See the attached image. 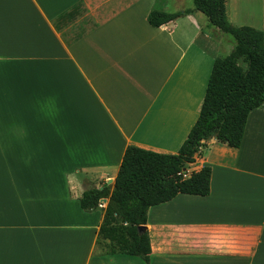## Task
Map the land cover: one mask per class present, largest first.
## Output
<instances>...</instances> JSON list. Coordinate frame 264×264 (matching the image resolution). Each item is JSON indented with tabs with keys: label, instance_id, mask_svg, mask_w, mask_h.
Masks as SVG:
<instances>
[{
	"label": "crops",
	"instance_id": "obj_1",
	"mask_svg": "<svg viewBox=\"0 0 264 264\" xmlns=\"http://www.w3.org/2000/svg\"><path fill=\"white\" fill-rule=\"evenodd\" d=\"M184 1L0 0V264H264V103L240 147L212 136L184 168L210 166V194L150 208L148 262L97 248L108 198L81 206L113 189L129 145L174 154L195 124L223 41ZM251 2L228 0L230 22L264 30ZM153 10L190 11L156 26Z\"/></svg>",
	"mask_w": 264,
	"mask_h": 264
},
{
	"label": "trees",
	"instance_id": "obj_2",
	"mask_svg": "<svg viewBox=\"0 0 264 264\" xmlns=\"http://www.w3.org/2000/svg\"><path fill=\"white\" fill-rule=\"evenodd\" d=\"M228 0H194L195 10L234 40L230 53L217 56L205 91L199 116L188 137L174 154L159 153L129 145L124 153L114 187H90L81 198L86 211L108 198L96 244L104 254H130L146 262L152 252L148 213L152 206L172 200L180 193L206 196L211 191L210 166L184 177L180 172L201 153L203 141L216 136L220 142L240 147L250 112L264 103V30L230 22ZM85 8L75 4L60 14L54 24L62 29ZM190 10L173 13L153 10L149 22L160 26Z\"/></svg>",
	"mask_w": 264,
	"mask_h": 264
},
{
	"label": "rangeland",
	"instance_id": "obj_3",
	"mask_svg": "<svg viewBox=\"0 0 264 264\" xmlns=\"http://www.w3.org/2000/svg\"><path fill=\"white\" fill-rule=\"evenodd\" d=\"M184 3H186L185 4L186 7L195 6L194 0H185ZM263 11H264V0H252V2L249 3V5H248V14H247L246 19L250 20L251 17H253V18L254 17L255 18L263 17ZM197 12L208 23L207 29L205 31L208 34H210L212 38H215L214 35H217V37L221 40V42L223 41L222 42L223 43V49L220 50L218 56L227 55L232 49L228 45L234 44V40H233L232 36H230L229 34L221 32L217 27L213 26L210 23L208 17L204 13H202L200 11H197ZM228 18H229V16H228ZM91 23H92V20L89 17H84L83 19H80L79 22L71 25L70 27H67L65 34L69 38H72L74 35H77L80 32L84 31L85 29L89 28L91 26ZM234 25H236V24H234Z\"/></svg>",
	"mask_w": 264,
	"mask_h": 264
},
{
	"label": "built area",
	"instance_id": "obj_4",
	"mask_svg": "<svg viewBox=\"0 0 264 264\" xmlns=\"http://www.w3.org/2000/svg\"><path fill=\"white\" fill-rule=\"evenodd\" d=\"M180 174H182L184 177H188V176H190V172H188V171H186L185 169H183L181 172H180Z\"/></svg>",
	"mask_w": 264,
	"mask_h": 264
},
{
	"label": "water",
	"instance_id": "obj_5",
	"mask_svg": "<svg viewBox=\"0 0 264 264\" xmlns=\"http://www.w3.org/2000/svg\"><path fill=\"white\" fill-rule=\"evenodd\" d=\"M109 181L111 182L112 180H109ZM102 200H103V201H107L106 198H103ZM146 229H147V226H142V225L139 226V230H140V231H144V230H146Z\"/></svg>",
	"mask_w": 264,
	"mask_h": 264
}]
</instances>
